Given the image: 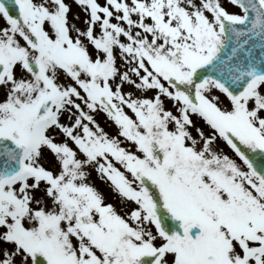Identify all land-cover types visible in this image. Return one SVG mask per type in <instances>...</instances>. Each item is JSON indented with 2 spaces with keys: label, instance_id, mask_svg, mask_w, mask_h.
Segmentation results:
<instances>
[{
  "label": "snow or ice",
  "instance_id": "obj_1",
  "mask_svg": "<svg viewBox=\"0 0 264 264\" xmlns=\"http://www.w3.org/2000/svg\"><path fill=\"white\" fill-rule=\"evenodd\" d=\"M73 2L0 0V264H264V0Z\"/></svg>",
  "mask_w": 264,
  "mask_h": 264
},
{
  "label": "rangeland",
  "instance_id": "obj_2",
  "mask_svg": "<svg viewBox=\"0 0 264 264\" xmlns=\"http://www.w3.org/2000/svg\"><path fill=\"white\" fill-rule=\"evenodd\" d=\"M67 2H68V3L70 4V6H71V12H70V14H69V18L71 19L73 13H79L81 19H83V18H84V13L80 11V9H79V8L77 7V5L73 2V0H67ZM100 2L103 3V0H100ZM0 23H3V21H0ZM97 119H98V122L100 123V125H101L102 127L105 128V131H106V132H108L110 135H114V134H115L116 129H115L114 127H109V126L105 123L103 117H98ZM92 180H93L94 182L98 183L99 185H101L102 187H104V188H108L104 183H102L101 181H99V180L96 179L95 173H93ZM105 190H106V189H105ZM102 192L104 193L105 196H108L103 190H102ZM107 202H109L108 199H107Z\"/></svg>",
  "mask_w": 264,
  "mask_h": 264
}]
</instances>
